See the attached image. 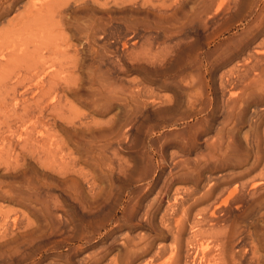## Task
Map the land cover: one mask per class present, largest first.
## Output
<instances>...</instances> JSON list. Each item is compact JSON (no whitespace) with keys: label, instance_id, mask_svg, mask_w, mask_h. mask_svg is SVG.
<instances>
[{"label":"rangeland","instance_id":"1","mask_svg":"<svg viewBox=\"0 0 264 264\" xmlns=\"http://www.w3.org/2000/svg\"><path fill=\"white\" fill-rule=\"evenodd\" d=\"M65 1L69 3L66 4ZM74 3V0H3L0 6V38L2 36L0 39V251L2 249L5 250L19 246V249L24 252V256L18 257V260H14V264H169L171 261L173 263L170 264H194L195 261L193 258H196V255L197 257L202 256L198 244L202 242L207 244L210 242H205L209 240L207 238L209 225L204 223L196 225L197 218H199L197 215L198 210H202L206 206L202 200L197 198L203 196L210 185L202 184L195 189L194 184L191 182H184L178 179L182 172L175 163H178L180 159L181 161H192L197 154L207 155L217 152V144L221 141H218L217 134L223 129L232 131V137L230 136L233 144L232 150L241 157L240 160L242 163H234L230 166L219 168L216 171L204 172V174L206 177L212 179L211 182L214 180L212 184H217L219 187H227L229 186L226 184L227 182L236 183L235 181L239 182H237L238 185L247 182V180L249 182L253 180L254 182L261 183V188L263 189L256 196L246 197L241 203L242 206L240 208H236L235 204H231L227 212H224L226 213L224 215H226L229 224L233 226L237 238H239L234 243L235 251L237 249V251H240L244 245L246 248H249L252 239L258 238L259 236L263 237L264 122L261 123L257 113L250 109L243 111L246 114L243 123L235 119L232 124H225L224 118L226 112L222 105L224 101L221 91L213 89L210 91L213 105L207 114L203 116L204 127L200 132L201 135L199 134L198 136L199 140L197 139L196 144L192 147L184 149L175 141L170 142L167 145L168 148H165L166 156L164 167H159L161 169H159L156 176L155 172H151L150 178L142 182L139 181L137 167L141 162V155L139 153L142 148L141 143L135 144L131 141L123 143L125 146L123 150H115L116 152L118 151L117 155L119 154L118 156L116 155L117 157L114 156L112 150L106 152L107 157H101L100 159L95 154L87 151L84 156L78 154V146L69 142L66 129H69L71 131L70 133H73L75 139L78 138L75 136L81 135L85 131L88 132H85V134L89 135L90 131L92 133L102 127L104 129L114 127L117 130L120 128L119 121L121 120L120 115L122 116V114L119 106H114L112 110L105 113H96L86 105L82 98L80 99L83 94L88 93L87 90H90L87 87L89 86V76L86 69L90 65L92 67L95 65L93 69L96 68V61L99 60L97 56L99 54L96 52L93 44H87V41L80 38L74 25L67 24L71 17L76 16L74 14L82 16L86 10L84 8L85 6L80 7L78 6L79 4L75 3L74 5ZM89 4L90 11H92L93 5L91 2ZM65 5L68 6L65 7L68 8L66 9V25L62 26L59 23L56 12L59 8H64ZM37 11L39 12L37 13ZM120 11L118 8H113L112 13L118 14ZM47 12L51 14L48 15ZM29 15H33V17ZM39 16L43 17L42 21H39L41 20ZM21 18L24 19L23 21L25 23H20L18 27V19L20 20ZM13 23L18 27L16 28L17 30H13L14 33L8 32L5 35L4 31L6 27L9 29L10 24ZM25 25L29 27L27 28ZM53 26L54 29H51ZM48 31L52 32L48 33ZM29 34L30 36H27ZM196 34L203 35L202 32H197ZM263 39L264 34L258 41H262ZM42 40L43 42L40 43ZM17 42L19 43L17 44ZM26 43L30 46L26 45ZM68 43L69 45L71 44V48L67 47ZM75 47L77 53L74 52ZM121 48L120 43H115L112 47V50L117 51L116 54H121L122 61H120L118 67L111 62H105L103 65L104 69L108 66H113L115 69L113 67L111 68L116 73L115 76L123 84H128L133 79L142 80V71L132 69L126 57L123 55L124 53L121 51ZM9 53L13 56L12 58L9 56ZM65 54L67 56L66 58ZM76 54L77 56L79 55L78 73L80 77L78 88H75L76 93L74 91L70 94L59 93L61 95L59 96L53 90H49L47 80L45 82V89L47 90L45 91L50 92L45 94L47 96L43 94L44 97L39 86L41 84L39 82L43 78L40 75L43 74L44 76L47 73L48 68L46 69V67L48 65H51L52 68L58 67L56 70L54 69L55 71L63 69L60 68V65L63 67L64 63L68 61V58L74 57ZM17 55L18 57L16 58L15 56ZM61 55L63 59H61ZM2 56L5 57L3 58ZM39 58L41 59L39 60ZM1 59H4V61ZM6 60L8 62L5 65ZM47 61H49L48 64ZM57 61L61 62V64ZM97 62L99 66V61ZM52 63L56 65H52ZM28 66L29 68H27ZM51 67L49 70H51ZM42 69L43 72L45 69L44 73ZM227 69H229V66L220 69L218 75L220 76L222 72L228 71ZM33 73L35 74L33 75ZM18 80L25 84V86L23 84L20 86L19 82H16ZM155 91L159 96H169L173 95L174 90ZM233 91L239 92V86ZM77 92L81 96H77L79 95ZM16 96H18L17 98L19 96H25L24 100H26L24 102H27L20 104V101H23V97L22 99L20 97L19 101L17 98L15 99ZM51 96H56L59 102L54 97L58 103L52 102L53 98L51 99ZM40 97L43 99L40 100ZM47 99L50 100L48 101ZM45 100L47 103L44 102ZM19 104L23 106L20 107ZM241 110L238 111L239 114ZM19 116L24 118L21 119L20 117L19 121ZM66 119L68 121L70 119L75 122L77 121V123L71 128L66 123ZM112 119V126L110 125L112 122L106 124ZM80 120L84 122L95 121L99 124L101 123V125L97 124L95 127L92 124V126L90 125L91 129H83L78 124ZM158 121L159 119L156 115H153V124L157 125L160 123ZM130 129L129 131L132 134L137 132L132 126ZM137 135L138 139L141 137L142 140L145 139L143 134L141 135L139 133ZM139 136L141 137L139 138ZM229 140L228 137H225L222 143L226 144ZM172 151L174 152L173 154L175 152H178L177 155L179 154V158L176 157L175 159L177 160L178 158L179 161L175 163H172L174 159L169 153ZM89 154L91 155L90 157ZM72 158L78 160L76 169L91 174L90 178L93 183L90 180L87 184L86 180L84 181L81 177L79 178L75 173L70 174L74 175L73 177L71 176L72 179L63 173V168H71L74 166L71 163ZM110 160L113 162V169L111 166H107ZM120 160L124 164L127 161V164L131 168L124 171V167L119 165L122 168L120 169L118 166L121 163ZM174 168L177 171L174 172ZM177 172L178 174H176ZM75 176L76 178L78 177L77 181ZM153 177H155L154 180ZM172 177L174 178L172 179ZM73 178H75V181H73ZM70 179L76 185H79L82 192L81 196H83L82 199L79 198L80 193L77 191L79 190L78 187L73 188L72 185H69V183L73 184ZM28 180H30L29 184L31 186L35 185L37 200L36 197L29 198L23 194L21 186L25 182V185H27ZM205 182L207 184V179ZM90 185H92V188ZM149 187H151L150 191L148 190ZM93 188L96 190L94 195L91 190ZM185 189H195V196H198L195 198V200L197 199L196 202L191 197H188V194L182 193L186 191ZM77 192L79 193L78 197L76 195ZM175 192L180 194L178 197L183 196V199L175 207L174 212L169 211L165 217L163 212L167 209V204L175 203L173 201L175 198H173V195L176 196L174 194ZM123 200L130 203L127 214H124L123 210L119 211V205ZM147 210L149 213L145 215ZM100 230L105 235L100 234ZM106 230L108 233H106ZM255 233L258 235H255ZM3 237L5 238L4 240ZM135 237H143L147 244H150L147 245L145 252L143 250H137L138 253L135 258L127 260L125 253H127L128 238L133 239ZM30 245L32 246L30 247ZM211 246V251L208 250L205 253V259H209L212 255H215V252H213L214 249ZM160 247L163 249L161 248L160 250ZM99 250L101 251L99 252ZM95 252L98 253L95 254ZM260 254L264 260V247H262ZM97 256L100 257L97 258ZM113 259H117L115 260L116 262L112 261ZM125 260H127L126 263ZM234 263L236 264V262ZM8 264H12V262ZM237 264L253 263H251L249 256H243L237 253ZM262 264L264 263L262 262Z\"/></svg>","mask_w":264,"mask_h":264},{"label":"bare ground","instance_id":"2","mask_svg":"<svg viewBox=\"0 0 264 264\" xmlns=\"http://www.w3.org/2000/svg\"><path fill=\"white\" fill-rule=\"evenodd\" d=\"M74 2L79 4L78 6L80 7L85 6L84 8H86V10L82 16L74 14L76 16L71 17L67 24L71 26L74 25L80 35V38L87 41V44H93L96 48V52L99 54V56H97V59L99 58V60H97L99 61V66L96 61V68L93 69L95 65L93 67L90 65V67L88 66L89 68L87 67L88 69H86L88 72L86 73L89 76V86L87 87H89L90 90H87L88 93L83 94L82 96L77 92L79 94L77 96H81L80 99L82 98L86 105L92 108L96 113H105L112 110L114 106H119L122 114V116L120 115L121 120L119 118L121 122L119 121L120 126H118L120 128L116 126V128H118L117 130L114 127H108L109 129L99 127L100 129H97V131H93L92 133L90 131L89 135L85 134L86 131L84 133L82 132L83 134L75 136L78 137L75 139L73 137V133H70L71 131L66 129L69 142L78 146V154L84 156L87 151L91 154H95V156L100 159L101 157H107L106 152H110L112 150L114 156L117 157L119 154L117 155L118 151L116 152L115 150H123L125 147L123 143H127L128 141L135 144L141 143L142 148L139 152L141 155V162L137 167L138 171L136 170L139 181L142 182L150 178L151 172H155L156 176L159 169H161L159 167H164L163 165L165 163L166 156L165 148L170 142L175 141L182 149L192 147L196 144L198 136L204 127L203 116L207 114L213 105L210 94V91L213 89L221 91L224 101V104L222 105L224 106L223 108L226 112L224 118L225 124H232L235 119L243 123L246 118V114H244L243 111H248L250 109L251 111L257 113L259 116L257 117L261 123L264 122V39L262 41H258L264 34V0H74ZM90 2L93 5L92 11H90ZM2 3L3 0H0V6ZM68 3L69 2H66V4ZM34 7L36 6L34 5ZM62 7L59 8L56 13L59 23L62 26H65L66 9H68L65 7L68 6L65 5L64 8ZM113 8H118L121 11L118 12V14L112 13ZM50 9L52 10V8ZM38 12L39 11H37V13ZM49 14L51 13L49 12L48 15ZM29 16L33 17V15ZM39 17L41 19L39 21H42L43 17ZM22 18L20 20L18 19V27L20 23L23 24L22 22H24V19ZM27 18L25 19L27 20ZM48 26L50 27L49 24ZM18 27L14 23L10 24L9 29L6 27V30L4 31L5 35L8 32L14 33L13 30L16 31V28ZM28 27L29 26H27V28ZM51 29H54V26ZM51 32L48 31V33ZM197 32H202L203 35H197ZM27 36H30V34ZM42 38L44 37L42 36ZM41 42H43V40L40 41V43ZM45 42L47 43L48 41ZM18 43L19 42H17V44ZM69 43L67 44V47L71 48V44L69 45ZM115 43L121 44V51H123V55L126 57L132 69L142 71V80L133 79L129 81L128 84L126 83V85L115 76L116 73L111 68L113 66H108L104 69L103 65L105 62H111L116 64L118 67L120 61H122L120 57L121 54H116L117 51L115 52L112 50L113 44ZM37 44L35 45L37 46ZM26 45L28 44L26 43ZM46 47L48 48V46ZM76 51L75 47L74 52ZM48 52L50 53V51ZM11 54L14 55L12 52ZM12 55L9 53L11 58L13 57ZM18 55L15 57L17 58ZM75 56H77V54ZM75 56L71 58L69 57L68 61L66 60L67 62L63 60L65 62L63 67L60 65L61 62L57 61L60 63V68H63L59 71H55L58 67L52 68L51 65L46 67V69L48 68L47 73L44 76L43 74L40 75L43 78L41 81L39 80V83L41 84H38L41 87L42 95H45L51 90L57 94H70L73 91L75 92V88L79 85L78 83L80 81L78 73L79 55L77 57ZM66 57L67 56L65 54V58ZM11 58H9V60H11ZM16 58L14 59L16 60ZM40 59L41 58H39V60ZM61 59H63L62 55ZM2 61H4V59ZM7 62L8 60H6L5 65ZM48 63L49 61H47V64ZM54 63H52V65ZM228 66V71L222 72L219 76L218 74L220 69ZM50 67L51 70H49ZM27 68H29V66ZM34 74L35 73H33V75ZM46 81L49 86L48 88H50V91L47 92L45 91L47 90L45 89ZM16 82H19L20 86L23 84L19 80ZM23 85L25 86V84ZM237 86L240 88V91H237L238 93L233 91ZM155 90L174 91L173 95L159 96L156 94ZM59 96L61 95L59 94ZM17 97L18 96H16L15 99ZM22 97L23 96H19L20 99H22ZM24 97L23 101H20L19 98H17V100L20 101V104H22V102L24 104L27 102H24L26 100H24ZM53 97L59 102L56 96ZM53 97L51 96V99ZM54 98L52 99V102H56ZM42 99L43 98L40 100ZM47 100L49 101L50 99ZM44 102L47 103L46 100ZM58 102H56V104ZM19 106L17 107L19 108ZM239 110H241L240 114L238 113ZM153 115H156L160 121L157 125L153 124ZM20 117L21 116L18 118L19 121ZM22 118L24 117H21V119ZM71 119L70 121L66 119V123L72 128L75 126L77 121L75 122ZM109 123H111L110 125L112 126L113 119L109 120L106 124ZM78 124L83 129H91L90 125L92 126V124H94L96 127L99 123L95 121L84 122L83 120H80ZM99 125H101V123ZM131 126L135 131H137V134H143L145 139L142 140L141 136H139V138H141L138 139V135L136 133H130L129 130H131ZM231 133V130L227 131V129H223L217 134L218 141L221 140L217 144L218 151L207 155L197 154L198 156L196 155L195 159L192 161H181V159L179 161V154L177 155L178 152H175L176 155L173 154V151L169 152L174 159V162L172 163L179 161L178 163H175L176 166H179L178 168H180L182 172L178 179L184 182H191L194 184L195 189L200 187L202 184L210 185L203 196H195V189H185L186 191L184 190L185 192H182L183 194H188V197H191V199L194 200L198 197L197 199L202 200V202L206 205H204L205 208L202 210H198L197 215L199 218H197L196 225H201L203 223L209 225V228L207 229V238L209 240L205 242H210L207 244L203 242L200 243L201 241L199 242L200 244H198V248L200 247L202 256L197 257L196 255V258H193L195 261L194 264H233L234 262L237 264V253L242 254L243 256H249L250 261L253 264L264 263L262 255L260 254L262 247H264V225L262 232L263 235L261 234L263 237L259 236L258 238H254L252 236L254 239L250 241L249 248H246L244 245L240 251H237L238 249L235 251L234 243L235 241H238L239 238H237L233 226L229 224L226 215H224L226 214L224 212H227V209L231 204H235L236 208H240L242 206L241 203L246 197L256 196L260 190L263 189L261 188V183L254 182L253 180V182H249L247 180V182L240 183L238 185V181H235L236 183L227 182L226 184L229 185L227 187H219L217 184H212L214 180L211 182L212 179L210 177H206L204 174V172L216 171L219 168L230 166L234 163H242L240 160L241 157L235 154L234 150H232L233 144L231 141ZM225 137H228L230 140L226 144H223L222 140ZM90 156L91 155L89 154V157ZM176 157H178L177 160H175ZM77 162L78 160L76 158H72L71 163L74 166L71 168H63V173L70 177L74 176L70 175L71 173H75L79 176V178L81 177L84 181L86 180L88 184L91 180V174L89 173V175L88 173L81 172L76 169ZM120 162H118L120 163L118 166L121 165V167H124V171L131 168L129 164H127V161H125V164L121 160ZM107 166H111L113 169L112 160L109 161ZM121 167L119 166L120 169H122ZM175 171L177 170L175 169L174 172ZM176 174H178V172ZM75 178H73V181H75ZM173 178L174 177H172V179ZM205 178L207 179V184H205ZM77 179L78 177L76 178V181ZM154 179L155 177H153V180ZM29 181L30 180H28L27 185H25V182V184L23 183L21 186L23 194L29 198L36 197L37 200L38 198L34 188L35 185L31 186ZM71 183L74 185L70 183L69 185H72L73 188L78 187L79 190L77 191H79L81 196L82 192L79 185H76L72 182V180ZM90 186L92 188V185ZM94 188L91 189L93 195L96 193ZM148 190L150 191L151 187H149ZM177 191L181 193L179 190ZM79 193H76L77 197L79 196ZM179 193H174L177 196L173 195V198L175 197L173 200L175 203H171L169 205L167 204V209L163 212L164 216H167L169 211L172 212L175 207H177L180 200L183 199V196L178 197L180 196ZM80 196L79 198L82 199L83 196ZM129 205V202L123 200L119 205V211L123 210V213L127 214ZM148 213L149 211L147 210L145 215ZM106 225L108 226V224ZM106 233H108L107 230ZM100 234L105 235L101 230ZM255 235L258 234L255 233ZM4 239L5 238L3 237V240ZM32 244L34 243L32 242ZM148 244L143 237H135L133 239L128 238L126 248L127 253H125V256H127L126 259H134L138 253L137 250H143L145 252ZM210 245H212L211 247L214 249V251H212L215 252V255H212L209 259H205L206 251H211ZM31 246L32 245H30V247ZM161 248L162 247H160V250ZM100 251L101 250H99V252ZM23 253L24 252L19 249V246L11 247L5 250L2 249L0 251V264H8L9 262L14 264L13 261L18 260V257H23ZM96 253L98 252H95V254ZM100 256H97V258ZM115 260L117 259H113L112 261L116 262ZM127 260H125V263ZM170 263L173 262L171 261Z\"/></svg>","mask_w":264,"mask_h":264}]
</instances>
